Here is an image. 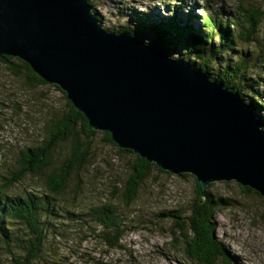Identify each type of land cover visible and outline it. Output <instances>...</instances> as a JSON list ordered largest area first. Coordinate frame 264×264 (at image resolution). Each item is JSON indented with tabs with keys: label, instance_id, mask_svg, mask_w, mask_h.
Instances as JSON below:
<instances>
[{
	"label": "water",
	"instance_id": "obj_1",
	"mask_svg": "<svg viewBox=\"0 0 264 264\" xmlns=\"http://www.w3.org/2000/svg\"><path fill=\"white\" fill-rule=\"evenodd\" d=\"M0 54L60 84L93 130L196 175L203 194L236 179L264 195L263 122L241 94L157 42L104 31L88 0H0Z\"/></svg>",
	"mask_w": 264,
	"mask_h": 264
},
{
	"label": "rangeland",
	"instance_id": "obj_2",
	"mask_svg": "<svg viewBox=\"0 0 264 264\" xmlns=\"http://www.w3.org/2000/svg\"><path fill=\"white\" fill-rule=\"evenodd\" d=\"M90 1L102 27L109 32L112 29L121 32L128 28L136 37L150 45L159 40L170 47L173 59L182 60L187 65L191 64L195 69L199 67L208 69L211 72L208 74L211 78H216L226 69H238L235 79L243 89L242 95L245 101L250 105L255 104V110L259 113L255 115L264 120V21L253 40H238L235 48L243 54V57L230 52L226 53L231 56V66L227 63H218L211 46L207 44L205 46L206 60L198 52L189 51L186 45L192 39V34L186 25L196 34L204 36L201 31L204 26V11L200 8L202 6H206L209 13L218 12L224 15L235 35V32L240 29L235 22L239 19L237 8L240 0ZM246 1L249 4H259L264 7V0ZM181 5L185 13L178 12V15L184 37L167 35L159 39L160 36L156 34L155 28L159 24L166 25L173 9H179ZM195 14L198 15L197 18H194ZM120 20L135 26L120 24ZM141 27L145 32L141 31ZM218 41L217 38L207 42L211 45V43L218 44ZM221 50L223 51L224 48ZM13 62H15L14 65H5L8 62L4 61V55L0 54V166L3 164L0 171H5L10 163L17 164L15 156L9 154L12 147L16 149L34 141L46 140L53 124L69 112V99L62 89L49 83L32 86L28 81L29 76L25 72V67L16 58ZM16 69H21V73L18 74ZM95 131L97 134L91 137H86L81 132L79 139L72 137L60 142L50 155L49 165L60 169L69 160L67 158L71 157L72 152L83 149L90 154V166L83 179H89L96 163L101 162L103 158L109 165L123 170L128 175L129 157L118 153L117 148L108 142L105 132ZM81 134L89 143H95V146L84 143L81 140ZM101 166L104 171L108 170L106 164L101 163ZM48 175L47 170L45 177ZM151 175V180L140 192L141 199L129 203L131 207L127 209L136 211L139 215L147 214L148 217L140 224L126 223L118 228L119 231H110V235L101 233L99 236H93L92 232L101 228V225L91 215V210L94 207H101L104 197L119 201L117 195L113 196L109 190L99 188L77 202H66L63 201L62 196H53L51 200L58 202L63 211L62 218L55 220L53 214H56L57 209L51 211L49 208L47 216L45 211L42 213V220L46 225L57 228L59 235L62 234V227H65L64 236L71 238V244L79 250L72 252L65 244L54 239L53 234L47 232L45 240L47 244L43 251L50 253L45 254L46 264H83L84 262L89 264H187L186 258L179 254L183 246L173 241L172 234L168 231V219L163 218L162 210L165 206L179 207L181 205L192 207L194 210L195 207H203L207 198L202 191L197 192L196 181L192 177L172 176L160 171L157 167ZM231 181L232 179L215 182L208 188V191L212 192L219 201L217 222L221 229L217 231V234L222 236L226 232L225 226L228 227L229 235H225L224 238L234 245L232 255L237 264H264V197L251 191H244V193L239 191L235 196H228L230 189L237 186L235 183H230ZM26 184L29 183L26 182ZM122 188H125V184ZM37 191L41 194L39 189ZM254 197H256L255 201H253ZM123 202L126 203V201ZM223 216L227 219H223ZM16 223L18 228L7 232L13 234L12 236H0L2 264H10L7 263L12 253L9 251L10 248L15 249L16 253H24L27 239L31 235L23 222L16 221ZM233 229L241 231V237L235 235ZM104 232L108 234L106 230ZM111 243L116 246L112 247ZM36 263L39 264L38 260Z\"/></svg>",
	"mask_w": 264,
	"mask_h": 264
},
{
	"label": "trees",
	"instance_id": "obj_3",
	"mask_svg": "<svg viewBox=\"0 0 264 264\" xmlns=\"http://www.w3.org/2000/svg\"><path fill=\"white\" fill-rule=\"evenodd\" d=\"M202 7L206 13L204 17L206 28H201L204 36L196 34L186 25L187 29L192 34V39L186 43L189 50H194L199 53L202 49L204 41L207 42L210 40L212 42L217 38L219 39L218 44L221 49L223 46L228 48L226 41L229 42V46H232L233 33L228 20L221 13H209L206 6ZM237 11L239 19L235 20V22L245 30L242 33V38L249 41L253 40L257 33L255 27L259 28L264 21V7L259 4H249L246 0H240ZM178 12L185 13L182 5L179 9H173L167 26H157L156 33L162 36L164 32H170L173 34L177 33V36L180 35L181 37H184V30L181 26V20ZM197 16L198 15L195 14L194 18H197ZM130 32L134 34L131 30ZM159 46L167 49L170 55L173 56V52H171L170 47L164 46L163 44H160ZM205 46L206 44L204 47ZM4 61L10 63L11 59L4 56ZM23 66L27 71L26 74L29 76L31 82L30 84L32 86H34L37 82H44L31 70L28 64L23 63ZM16 70L17 73H19L20 69ZM199 70L203 71V73L205 72L207 75L211 73L208 69H203L202 67H199ZM237 73L238 69L231 68L226 69L224 72H220L216 78L208 76L213 82H223L226 84L227 88L234 89L230 81L233 78L234 81H237L235 79V75ZM235 89H238L236 85ZM68 104L69 112L64 114L53 124L46 140L40 142L34 141L24 147L19 146L16 149L12 147L9 154H13L15 156L17 164L11 163V166L7 167L10 174H7L6 170L0 171V226L2 229L7 226L4 219V211H6V213L10 212V215H14L16 221L23 222L31 233L30 237L27 239V245L24 253H16L15 249L10 248L9 251H12V253L7 263L37 264L36 260L40 254L38 253L39 249H37V246L34 243L37 242L38 237L43 233L41 228V223L43 222L41 215L45 211V206L48 204L47 201L53 197L54 192L57 193V190L65 191L62 198L63 201L77 202L85 198L90 193L102 188L109 190L113 196L117 195V198L120 200L126 201L124 205L127 209H130L131 205H129V203L137 201V194L140 193L147 182L151 180V172H153V170L157 167L160 171L166 172L172 176L194 178L196 181L197 192H200V183L196 175L194 176L190 173L178 174L165 169L157 162L152 161L149 157L141 155L134 148L120 145L110 131L105 133L108 138V142L117 148L119 154L129 157L127 163L129 167L128 175L130 176L129 182L125 185V188H122V185L125 182L124 171L115 166L109 165L104 158L101 162L96 163L93 173L89 179L85 180L81 178L80 168L86 172L90 166V154L87 150L78 149L72 152V155L78 156L81 159H76L71 155L69 160H67V162L60 167V169H56L52 165H49L50 155L53 149L56 148L60 142L66 141L72 137L79 139L81 132L86 137H91L97 134L96 131L92 129L86 113L79 112L76 106H73L71 103ZM101 163L106 164L108 170L104 171ZM1 166H3V164ZM47 170L49 175L45 177ZM119 174H123L122 179L119 178ZM26 182L29 184H26ZM215 182L220 181L211 180L209 182L210 187H212ZM38 189L41 191V194L37 191ZM244 191L250 192L246 187H244ZM210 195L213 199H215V201L210 203L219 202L212 193L207 192L205 194L207 198L206 204L201 208L195 207L193 210L199 215V210L201 209L203 211V215L209 219L208 225H204L202 222L199 223V228H197L199 233L206 231L207 227H213L216 223L217 206H213L212 209L206 208L207 200L212 201V199H209ZM48 209L49 208H47V210ZM91 215L96 218L99 224H101V218L106 221V224H104V230H106L109 235L112 230L118 231V228L120 227L117 225L119 218L111 206L105 204L101 207H94L91 210ZM162 215L164 219H167V215L165 213ZM113 217H115V219L110 221ZM107 222L111 223L108 225ZM46 238L47 232L44 236V240H46ZM173 239L177 245H182L183 248L187 242L194 241V237L189 236L188 233L181 234L179 238H175L173 236ZM0 264H2L1 259ZM87 264L89 263L87 262Z\"/></svg>",
	"mask_w": 264,
	"mask_h": 264
},
{
	"label": "bare ground",
	"instance_id": "obj_4",
	"mask_svg": "<svg viewBox=\"0 0 264 264\" xmlns=\"http://www.w3.org/2000/svg\"><path fill=\"white\" fill-rule=\"evenodd\" d=\"M153 2H155L156 0H152ZM126 12V11H125ZM120 24H124L126 26H135V24H129L124 20H120L119 21ZM256 32H258L259 28L255 27ZM141 31L145 32L143 30V27H141ZM244 28L240 27L239 31L237 30L235 32V35H233V39H232V46H229V42L226 41V45L228 46V48H224V50L222 51L219 44H215V43H211V45L208 44V42L204 41L203 45H202V49L200 50V55L202 56L203 59L206 60L207 54H206V49L204 47L205 44H207V46H211V50L215 53L218 63H227L229 66H231V56H228L226 53L230 52L232 54H238L239 57H243V54L236 49L235 47L238 45V40L239 39H243L242 38V33L244 32ZM112 33L116 32L114 29H112L111 31ZM239 32V34H238ZM241 32V34H240ZM191 33V32H190ZM197 46V44H196ZM181 47V46H178ZM5 65L10 66L9 63H5ZM189 67L191 68V64H189ZM236 72V70H235ZM231 85L234 87V94H236L237 92H242V87L240 85V83L237 81H234V78L231 79L230 81ZM236 87H238V89H235V85ZM240 96V94H239ZM254 114L259 115L258 111L253 110ZM262 115V113L260 114ZM81 140H83L84 143H88L91 146H95V143H89V141L86 139V137L84 135L81 134ZM74 156V158L76 159H81L78 156L72 155ZM69 159V158H67ZM11 166V163L8 164ZM1 167V166H0ZM6 173H9V170L6 169ZM86 172L80 168V176L81 178H84V174ZM129 176L130 175H126L125 174V182L124 184L127 185V183L129 182ZM45 178V177H44ZM120 179L123 178V175L119 176ZM230 183H235L237 184L236 187L231 188L230 191L227 193L228 196H235L239 191L241 193H244V186L242 185L241 182H239L236 179H232V181ZM247 188L249 191L251 192H256L258 191V189L254 188L251 185H247ZM57 190V194L56 192H54L53 196H62L65 193L64 190L60 191ZM76 192V190H75ZM88 196V195H87ZM264 197V196H263ZM137 200L141 199L140 193L137 194ZM209 199L212 201H208L207 200V205L206 208L208 209H212L213 206H217L218 202L215 203H210L215 201V199H213V197L210 195ZM236 200H238L237 197H235ZM49 201H47V205L45 206V214L47 216V208H50L51 211H55V209H57L56 214H53V218L55 220H60L62 218L63 215V211L61 210L58 202L56 201H52L51 199H49ZM256 200V197H254L253 201ZM50 203V205H49ZM109 205L113 208V210H115L117 217L119 218V222H118V226H123L126 223H134V224H140L142 222L143 219L147 218V214H138V212L136 211H128L127 207L124 205V202L122 200L119 201H115L114 198L108 199L104 197V202L103 204H101L102 206L104 205ZM164 211V213L167 215V219H168V231H170V233L175 237V238H179L181 234H186L188 233L189 236L194 237V241L192 242H187L185 244V247L179 252V254L183 257L186 258L187 260V264H237V262L232 258V250L234 249V245L230 244L228 242L227 239H225V235H229V230L228 227L225 226L226 228V232L225 234H223L222 236L217 234L215 232V230H220L221 227L218 223H215L213 225V227H207L206 231H203L202 233H199L197 228H199V223L202 222L204 225H208L209 224V219L203 215V211L200 209L199 210V215L192 210V207H186L184 205H181L179 207H171V206H165L164 209L162 210ZM4 219L5 222L7 223V226L2 229L0 226V236H12L13 234H8L7 232H10L14 229L18 228V225L16 223V218L14 215H10V212L4 211ZM115 219V217H113L110 221H113ZM223 219H227L225 216H223ZM12 221V223H11ZM94 223V221H93ZM100 225L101 228H97L94 232H92V234H94L93 236H99L101 235V233L105 234V235H109L106 234L104 232V224H106V221L101 218L100 219ZM111 222H107V224L109 225ZM9 224V225H8ZM95 224V223H94ZM264 226V224H263ZM41 228L43 233L38 237V240L36 243L38 253L40 254L37 257V260L39 262V264H46L45 261V257H46V253H50V252H46L43 251L46 248V244L47 241L44 240V236L46 235V232H49L51 234H53V238L57 239L59 242L65 244L67 246V248H69L70 250H72V252H75L77 250H79L78 248H76L75 246H73L71 244V238L65 237L64 236V232H65V227H62V234L59 235L57 228L54 227H50L48 225H46V223L43 221L41 223ZM121 229V228H120ZM119 231V230H118ZM235 235H239L241 237L242 232L238 231L237 229H233ZM191 232V233H190ZM233 240L235 241V236L233 237ZM112 247H115L116 245L114 243H111ZM48 249H50V247H48ZM42 251V252H39ZM72 255H79V254H72ZM95 258V257H92ZM87 264V262H84L83 264Z\"/></svg>",
	"mask_w": 264,
	"mask_h": 264
},
{
	"label": "clouds",
	"instance_id": "obj_5",
	"mask_svg": "<svg viewBox=\"0 0 264 264\" xmlns=\"http://www.w3.org/2000/svg\"><path fill=\"white\" fill-rule=\"evenodd\" d=\"M159 1H161V0H159ZM88 3L89 4H91V1L90 0H88ZM91 6H92V13L93 14H96L97 15V13L96 12H94V10H93V5L91 4ZM198 7V6H197ZM203 11H204V17H205V10L203 9V7H200ZM198 17V16H197ZM97 19H98V22L100 23V25H101V22H100V20H99V17H98V15H97ZM203 20H204V18H203ZM159 25H163V24H159ZM158 25V26H159ZM165 26H167V24L165 25ZM205 27V21H204V26H203V28ZM101 28L104 30V31H106V32H109V31H107V30H105L103 27H102V25H101ZM156 29V28H155ZM125 31H129L130 32V29H124L123 31H121V32H114V33H123V32H125ZM109 33H112V32H109ZM132 34V33H131ZM157 34V33H156ZM134 37H136L134 34H132ZM159 36H160V38L159 39H162V37L163 38H165L167 35H175V36H177V33H170V32H168V33H165L164 32V34H163V36L162 35H160V34H158ZM177 37H181L180 35L179 36H177ZM138 38V37H137ZM140 39V38H139ZM142 42H144V43H147V42H145V41H143L142 39H140ZM156 42H157V44L158 45H160V44H162L161 42H159V40H156ZM148 45H150L149 43H147ZM155 44H153V45H150V46H154ZM164 45V44H163ZM164 46H166V45H164ZM161 47V46H160ZM161 48H163V47H161ZM188 48V47H187ZM167 50V49H166ZM188 50H189V48H188ZM168 51V50H167ZM189 51H194V50H189ZM170 54V53H169ZM171 56V55H170ZM16 60H18V61H20V63L23 65V62L21 61V59H19V58H16ZM175 61H182V60H176V59H174ZM183 62V61H182ZM15 62H13V60H11V62L9 63L10 65L11 64H14ZM184 63V62H183ZM187 67H189V65H187L186 63H184ZM29 65V64H28ZM30 66V65H29ZM30 68H31V70L39 77V78H41L44 82H37V83H35V85L36 84H47V83H49V84H53V85H55L58 89H62L63 91H64V93H65V95H67V97H68V103H71L73 106H75V104L73 103V101H72V99H70L69 98V93H68V91L67 90H64L63 88H62V86L60 85V84H58V83H51V82H49L48 80H46L42 75H40L33 67H31L30 66ZM191 68L193 69V70H195V71H198V72H202V71H200L199 70V68L198 69H195V68H193L192 66H191ZM21 69H20V71H19V73L18 74H20L21 73ZM25 72L27 73V71L25 70ZM210 78V77H209ZM29 81V83H31L30 82V79L28 80ZM210 81L211 82H213L212 81V79L210 78ZM225 87H226V84H225ZM227 88V87H226ZM228 89H230V88H228ZM233 89V88H232ZM232 89H230L232 92H234V89L232 90ZM243 91V90H242ZM240 94H241V97H242V99L244 100V102H245V104H247L248 106H250V108H251V110H252V112H253V108H255L256 107V105L255 104H248L246 101H245V99H244V97H243V95H242V92H239ZM69 105V104H68ZM79 112H81V111H79ZM253 114H254V112H253ZM254 116L256 117V118H258V119H260L258 116H256L255 114H254ZM262 122H263V124L261 125V129L262 130H264V120L263 119H260ZM95 131V130H94ZM103 132H105V133H107L108 131H103ZM55 149V148H54ZM53 149V150H54ZM220 182H224V180H220ZM243 185V184H242ZM244 187H246L247 188V186H245V185H243ZM208 188L210 187V184L207 186ZM208 188H207V190H206V193L207 192H210V191H208ZM201 191V190H200ZM205 193V194H206ZM210 193H212V192H210ZM256 193L258 194V195H260V196H264L259 190L258 191H256ZM204 194V195H205ZM216 223H218L217 222V214H216ZM217 231L218 230H216V233H217ZM233 256V255H232ZM234 257V256H233Z\"/></svg>",
	"mask_w": 264,
	"mask_h": 264
}]
</instances>
